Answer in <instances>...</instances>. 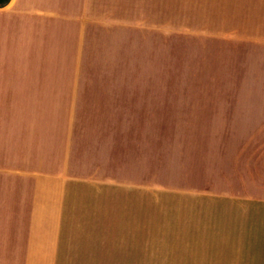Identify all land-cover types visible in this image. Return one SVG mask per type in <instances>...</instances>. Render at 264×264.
I'll return each mask as SVG.
<instances>
[{
    "label": "rangeland",
    "instance_id": "374dc122",
    "mask_svg": "<svg viewBox=\"0 0 264 264\" xmlns=\"http://www.w3.org/2000/svg\"><path fill=\"white\" fill-rule=\"evenodd\" d=\"M248 1L81 0L72 36L59 19V47L61 35L71 38L64 48L76 54L64 79L75 87L63 94L79 101L80 122L95 133L91 173L142 181L143 264L246 256L231 227L230 194L239 187L233 110L240 56L254 47L228 7L245 16ZM59 2L70 14L74 0ZM254 113L239 116L246 141L249 127L263 129L262 112Z\"/></svg>",
    "mask_w": 264,
    "mask_h": 264
},
{
    "label": "crops",
    "instance_id": "0c3cea01",
    "mask_svg": "<svg viewBox=\"0 0 264 264\" xmlns=\"http://www.w3.org/2000/svg\"><path fill=\"white\" fill-rule=\"evenodd\" d=\"M80 1L71 15L59 0L0 6V264H143L142 181L91 173L93 127L63 94L75 87L64 79L76 54L64 48L71 38L61 35L59 47V19L72 36ZM247 5L245 16L228 7L254 47L238 60L245 70L233 110L239 187L230 194L231 227L246 254L235 264H264V0ZM255 94L263 95L257 106ZM255 109L263 129L249 127L246 141L239 116L253 118Z\"/></svg>",
    "mask_w": 264,
    "mask_h": 264
},
{
    "label": "trees",
    "instance_id": "16d2710c",
    "mask_svg": "<svg viewBox=\"0 0 264 264\" xmlns=\"http://www.w3.org/2000/svg\"><path fill=\"white\" fill-rule=\"evenodd\" d=\"M8 2V0H0V6H3L4 4H6Z\"/></svg>",
    "mask_w": 264,
    "mask_h": 264
}]
</instances>
